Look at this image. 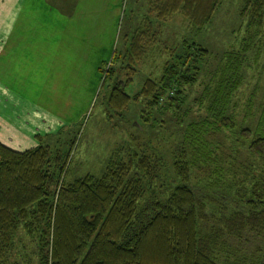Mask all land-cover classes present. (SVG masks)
<instances>
[{"label":"trees","instance_id":"1","mask_svg":"<svg viewBox=\"0 0 264 264\" xmlns=\"http://www.w3.org/2000/svg\"><path fill=\"white\" fill-rule=\"evenodd\" d=\"M146 1L147 13L125 35L124 48H114L98 67L105 86L103 109L107 118L122 117L130 99L143 98L142 121L150 127L162 128L164 121L172 125L168 147L162 152L149 146L132 152L116 147L99 175L66 181L72 135L79 133V125L38 136L35 146L22 150L0 142V260L10 253L21 227L35 237L38 264H264L257 263L264 256V176H248L251 165H242L251 185L233 208L221 200L211 209L214 196L192 182L201 163L220 161L212 155L218 142L204 136L235 126L239 130L231 149L241 147L264 165V101L251 122L244 117L238 124L230 111L246 52L259 49L256 41L264 46V0H241L246 36L240 48L226 52L212 79L209 74L200 80V61L208 50L182 39L168 49L159 75L146 77L130 96L125 88L132 77L127 75L149 43L157 42L155 22L179 11L199 30L220 2ZM197 84L203 86L191 101L202 109L195 117L186 99ZM210 171L209 183L215 186L223 169L216 165Z\"/></svg>","mask_w":264,"mask_h":264},{"label":"rangeland","instance_id":"2","mask_svg":"<svg viewBox=\"0 0 264 264\" xmlns=\"http://www.w3.org/2000/svg\"><path fill=\"white\" fill-rule=\"evenodd\" d=\"M100 3L101 8L98 9L99 13L96 15L100 17L102 13L104 19L100 32L103 50L93 49L95 50V66L92 67L91 64L86 63L80 65L83 70L72 73L70 87L56 89L60 93L59 100L64 103L49 105L39 103L40 105H37L40 111H44L45 107L49 108L55 116L64 119L66 123L79 125V133L72 135L75 142L69 155L67 172L64 177L66 181H71L86 173L99 175L109 154L116 147L123 146L125 151L132 152L149 146L162 152L168 147L169 135L174 131L172 125L166 121L162 122V128L150 127L149 122L142 121L143 98L130 99L122 117H106L102 102L105 86H101V72L99 73L97 69L104 61L110 59L112 53V50L108 51L112 20L106 22V15L110 19L111 12H115V6L118 4L119 15L116 28L114 27V48L121 50L127 42L125 35L129 36L133 29L142 22L148 5L146 0H100ZM240 6L241 0H220L210 21L199 30L193 29L179 11L166 19L155 22L157 42L149 43L146 53L134 62L135 71L132 75H127L132 77V80L125 88L126 93L132 96L141 87L146 77L156 78L168 56V49L176 46L182 39L208 50L207 56L200 61V80L209 79V74L212 79L211 74L217 65L223 62L226 52H233L240 48L246 36L245 19L239 15ZM78 7L71 18L72 26L75 31L85 35L88 27L81 21L83 18L90 20V17L83 13L82 8L84 10L91 8L83 2ZM258 36V39L263 38V32ZM260 43L256 41V44L260 45L259 49L252 48L246 52L242 69L243 79L231 98L233 110L230 109V111L238 120V124L244 121V117L246 122H251L252 117L255 119L264 101V46ZM77 57L79 58L80 55ZM202 86L197 84L191 87L186 99V104L192 108L189 112L191 116L197 117L199 113L195 111L202 109L198 110L191 101V95L197 94ZM68 125L70 124H64V127ZM238 130V126H235L232 131L223 130L222 134L214 137L209 134L204 136L208 142L212 140L218 142V146L212 148L214 149L212 155L218 157L217 160L220 161L216 163L209 160L204 164L201 163L200 168H197L193 174L192 182L200 187H206L204 190L206 189V192L214 196L215 202L209 205L211 209L217 208L218 202H224L233 208L238 198L248 195L247 188L249 189L251 182L242 174L243 164L249 162L251 165V170H249L251 172L248 176H259V174L264 176V165L259 160L247 155L241 147H237L236 152L231 149L230 145ZM138 145L140 147H137ZM168 152L166 162H169L170 158ZM216 165L223 169V175L219 177L215 186L212 184L210 186L209 182L212 181L210 169L212 170ZM228 168L231 169L230 173H227ZM160 182L159 180L156 185ZM154 189L158 192L160 188L154 187ZM221 200L223 202H220ZM35 249V237L26 234L25 230L20 227L15 236L13 248L5 258L0 260V264H38ZM257 260V263L259 260L264 263V256L260 254Z\"/></svg>","mask_w":264,"mask_h":264},{"label":"crops","instance_id":"3","mask_svg":"<svg viewBox=\"0 0 264 264\" xmlns=\"http://www.w3.org/2000/svg\"><path fill=\"white\" fill-rule=\"evenodd\" d=\"M82 2L91 8H82L90 17L81 21L88 27L85 35L75 31L71 21ZM117 5L110 19L105 18L112 20L108 51L114 48ZM100 6V0H0L1 143L26 149L38 143V136L73 124L37 105L64 103L56 89L70 87L72 73L83 70L80 65L95 66V50H103L104 19L102 13L96 15Z\"/></svg>","mask_w":264,"mask_h":264}]
</instances>
